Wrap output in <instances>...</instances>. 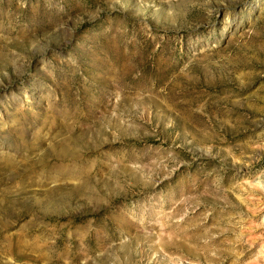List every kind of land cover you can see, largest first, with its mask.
Instances as JSON below:
<instances>
[{
	"label": "rangeland",
	"instance_id": "obj_1",
	"mask_svg": "<svg viewBox=\"0 0 264 264\" xmlns=\"http://www.w3.org/2000/svg\"><path fill=\"white\" fill-rule=\"evenodd\" d=\"M0 264H264V0H0Z\"/></svg>",
	"mask_w": 264,
	"mask_h": 264
}]
</instances>
